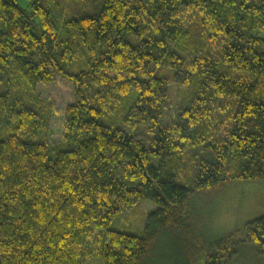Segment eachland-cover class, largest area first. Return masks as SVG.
Masks as SVG:
<instances>
[{
    "label": "trees",
    "instance_id": "1",
    "mask_svg": "<svg viewBox=\"0 0 264 264\" xmlns=\"http://www.w3.org/2000/svg\"><path fill=\"white\" fill-rule=\"evenodd\" d=\"M24 1L0 0V74L11 64L32 89L59 75L74 103L62 144L2 136L3 118L39 116L0 91V264H78L90 229L103 264H264V215L208 241L193 205L230 179L264 180V0ZM171 84L185 93L163 123ZM142 200L156 208L141 234L109 229Z\"/></svg>",
    "mask_w": 264,
    "mask_h": 264
},
{
    "label": "rangeland",
    "instance_id": "2",
    "mask_svg": "<svg viewBox=\"0 0 264 264\" xmlns=\"http://www.w3.org/2000/svg\"><path fill=\"white\" fill-rule=\"evenodd\" d=\"M19 2L22 6H27L24 0H19ZM194 15L196 13H182L181 17L184 24H191ZM206 42L203 44L205 48H201V55L203 57L208 56L207 58L214 57L215 60H218L219 52H217L214 45H217V43L214 41ZM205 49L209 50L210 53L206 52ZM181 55L186 57L184 53H181ZM9 65L6 66L5 74H0V91L7 92L11 101L20 99L26 104L32 105L38 112L39 121L32 125L20 127L16 120L3 118L1 121V135L7 136L15 133L24 138L31 137L32 139L46 140L47 143L62 144L66 130H68L67 105L74 103L72 83L59 75H55L52 81L39 83L32 89L21 76L10 72L11 64ZM73 69L74 67L70 68V70ZM161 72L166 73L163 70ZM184 93V88L175 84L170 85L163 123L174 118L178 101ZM220 101L224 103L222 100ZM229 105L230 109L220 111L219 115L230 112L231 106H233L232 101ZM111 116L113 118V120L109 119L111 122L104 120L107 125L110 127H121L123 125V120L118 114H111ZM135 130L137 134L142 135L144 138L149 139L151 137V133L144 127L140 126ZM188 150L189 148L185 149V153ZM186 158L188 159V153H186ZM186 169H190V167L186 166ZM232 172V169H230V171H227V175L233 174ZM188 183L191 184V181ZM193 205L197 213L203 216L200 231L208 241H213L221 236H229L232 240L234 238L239 239L245 233L243 226L247 222L264 215V180L230 179L219 187L205 193H198L194 198ZM155 208L156 205L148 200H142L131 208H123L116 214L109 225V229L139 235L143 230L147 214ZM89 231L81 248L78 264H103L101 260L103 232L97 229H90ZM251 261H253L252 257L245 256L238 264H252ZM255 261L256 263L260 262L258 258H255ZM192 264H197V261Z\"/></svg>",
    "mask_w": 264,
    "mask_h": 264
}]
</instances>
